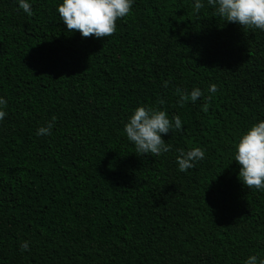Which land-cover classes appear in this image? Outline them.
<instances>
[{"label":"trees","instance_id":"1","mask_svg":"<svg viewBox=\"0 0 264 264\" xmlns=\"http://www.w3.org/2000/svg\"><path fill=\"white\" fill-rule=\"evenodd\" d=\"M27 2L32 16L0 0V264L264 259V190L234 160L264 121V31L207 0L199 13L195 0H134L114 35L83 38L60 20L62 0ZM137 107L179 116L182 130L161 134L169 152L136 153L124 125ZM195 147L205 158L181 172L178 149Z\"/></svg>","mask_w":264,"mask_h":264},{"label":"clouds","instance_id":"2","mask_svg":"<svg viewBox=\"0 0 264 264\" xmlns=\"http://www.w3.org/2000/svg\"><path fill=\"white\" fill-rule=\"evenodd\" d=\"M134 0H62L58 5L57 12L60 20L66 25L68 32L78 31L83 38L96 37L106 38L116 32V21L132 12ZM19 7L28 15L32 16L31 5L27 0H18ZM208 5L215 9V15L225 22H231L242 26L243 29H259L264 31V0H207ZM204 7L202 0H195L194 12ZM167 87V82H165ZM215 84L210 85L209 91H217ZM179 92L180 90L177 89ZM203 95L200 89H193L190 94L182 93L179 103L191 100L195 102ZM210 100L211 97H208ZM164 101L161 100L160 104ZM7 101L0 98V120L6 116L3 110ZM205 103L203 110L207 111ZM52 117L46 127L37 130L38 136L51 135L53 122ZM182 130V121L179 116L171 120L165 111L137 107L124 125L127 139L131 141L139 155L151 154L159 156L170 151L171 146L165 143L161 134H168L172 129ZM179 155L176 162L181 172H185L195 166V162L205 158V152L200 147L192 148L185 152L178 149ZM234 160L239 164V180L247 188L264 190V121L252 125L243 133L235 145ZM29 250L27 241L21 245V251ZM244 264H264V259L249 256Z\"/></svg>","mask_w":264,"mask_h":264}]
</instances>
